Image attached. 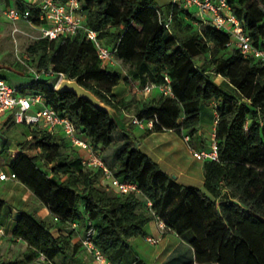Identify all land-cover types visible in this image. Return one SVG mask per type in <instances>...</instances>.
I'll use <instances>...</instances> for the list:
<instances>
[{
    "label": "trees",
    "instance_id": "16d2710c",
    "mask_svg": "<svg viewBox=\"0 0 264 264\" xmlns=\"http://www.w3.org/2000/svg\"><path fill=\"white\" fill-rule=\"evenodd\" d=\"M80 2L83 25L99 32L115 56L132 68L134 78L102 61L84 29L55 40L38 38L28 51L39 69L52 67L59 78L64 74L77 80L109 105L113 114L71 91L58 90V81L54 85L48 77L34 78L19 88L23 93L42 94L49 106L67 116L101 150L105 164L117 177L136 183L139 190L120 192L102 178L100 169L83 163L76 145L48 129L32 131L19 145L11 164L17 178L35 191L63 225L93 226L95 243L115 264H149L131 241L157 216L190 244L195 256L175 257L164 264H264L262 62L244 56L231 43L230 34L208 19L173 2ZM229 3L254 44L264 47V0ZM10 4L12 0H5V6ZM15 4L22 7L19 0ZM215 49L229 52L211 57ZM215 75L225 77L232 90L217 83ZM165 76L171 79L173 95L123 99L114 93L122 80L134 91L132 81H141L143 87L149 82L161 84ZM206 100L217 101L219 160L204 161V186L198 188L178 182L144 152L124 115L131 120L133 116L153 120L146 132H187L194 141ZM117 131L122 134L121 144L115 141ZM112 147L116 151L110 164L106 151ZM35 148L42 152L32 157L26 154ZM39 159L52 167H40ZM5 205L0 199V223ZM52 228V222L38 218L32 209L21 211L14 234L27 241L32 253L4 264H88L79 257L85 250L82 243L80 248L67 235L55 237Z\"/></svg>",
    "mask_w": 264,
    "mask_h": 264
},
{
    "label": "built area",
    "instance_id": "2783aa9c",
    "mask_svg": "<svg viewBox=\"0 0 264 264\" xmlns=\"http://www.w3.org/2000/svg\"><path fill=\"white\" fill-rule=\"evenodd\" d=\"M2 6L5 16L13 21H24L30 27L39 31L38 38H48L55 40L60 37H68L76 34L80 29H84L86 39L91 41L98 53L99 58L105 62H112L115 57V50L110 47L99 32L83 25V14L80 0H19L22 7L15 4ZM182 8H198V14L203 19H208L212 25L231 36V43L235 44L246 57H254L264 65V47L254 44L251 34L245 29L244 23L235 12L229 0H172ZM34 17V18H32ZM168 26V23L166 24ZM19 29L15 28L14 33ZM54 76L52 67L35 71V78L42 75ZM64 76V74H61ZM60 79H62L60 77ZM154 88L160 89L165 95H173L171 79L165 76V81L161 84L147 83L145 86L136 88L135 92L139 99H144L150 95ZM11 112L18 123L44 124L46 128L55 133L61 130L65 137L78 148L86 150V155L82 156L83 163L89 167L100 169L102 178L108 181L120 192L138 191L136 183L126 181L117 177L110 167H108L101 155L100 149H95L93 145L81 135L75 123L67 116H61L56 109L49 106L42 94L23 93L18 86L12 85L5 78L0 77V112ZM218 116H216L217 121ZM132 122L140 128L153 126V120H140L136 116L132 117ZM186 141H190V135L184 136ZM218 141L214 137L208 148H196L191 146L190 151L195 159L205 161L207 159L219 160ZM17 178L14 171L10 174L0 173V179ZM152 205V202H148ZM156 221L161 230H165L166 223L163 218L157 216ZM2 233V229H0ZM95 228L88 226L82 237V246L91 255L96 264H115L104 251L95 243ZM147 240L157 244L160 239L148 236ZM44 260L45 258L42 257Z\"/></svg>",
    "mask_w": 264,
    "mask_h": 264
},
{
    "label": "crops",
    "instance_id": "0c3cea01",
    "mask_svg": "<svg viewBox=\"0 0 264 264\" xmlns=\"http://www.w3.org/2000/svg\"><path fill=\"white\" fill-rule=\"evenodd\" d=\"M157 1L162 5L172 2V0ZM0 3L5 6V0H0ZM191 9H194L195 15L203 19V17L198 14L197 7H192ZM219 76L228 82L225 77L222 75ZM118 86L114 88V93L117 92L116 88ZM161 93L160 89L154 88L149 97L152 95L151 98H158ZM119 96L120 95H118V97ZM216 104V100H206L202 102L201 125L198 129L197 138L194 141L190 140L188 142L185 140L184 136L188 133L180 135L174 130L146 132L147 128L151 126H147L145 129L140 128L138 125L132 123V120L127 122V124L134 125L132 132L138 138L139 146L152 157L162 169L174 176L178 182L186 186L203 188L205 181L203 170L204 161L195 159L190 151V147L193 146L199 149L209 147L216 132ZM213 113L215 114L213 116V118H215L214 123L207 133L206 119L208 120V117L213 115ZM129 118L131 119V116H129ZM40 129L47 128L44 124L18 123L15 121L11 112H0V173L6 172L10 174L13 171L11 164L16 151H18L19 145L31 137L32 131ZM55 134L59 137H65L61 130H57ZM192 142H195V145H193ZM78 150L81 156L86 155V150L82 148H78ZM41 152L40 148H35L28 150L26 154L32 157ZM188 154L192 157L191 160H188ZM37 163L44 169H50L53 165L52 163H47L44 159H39ZM196 166H199V169L196 168ZM51 177H54V174H51ZM65 178L66 176L63 177V179ZM0 199H3L6 203L0 223V229H2V233L0 232V243L10 239V244H12L13 241L25 244L21 245L20 249H16L15 252H11L9 254L10 257H4V253L1 252L0 264L7 263L16 258H23V251H26L27 248H31L27 241L14 234V227L17 219L21 211L25 209H32V213L38 218L52 222L53 236L58 237L61 234L67 235L74 243H77L80 245V248H82L81 241L86 229L85 224L74 222L63 225L60 223L56 215L38 199L35 191L19 178L0 179ZM148 236L157 237L160 241L157 244H153L147 240ZM131 242L134 249L147 260V262L150 261L153 264H164L175 257L185 255L188 256V258H195L194 251L190 244L172 229L166 228L165 230H161L156 219L148 222L144 228V232L134 237ZM5 244L8 245L9 243L5 242ZM79 257L80 259L92 258L86 250H82ZM91 263L94 264L95 262L92 261Z\"/></svg>",
    "mask_w": 264,
    "mask_h": 264
},
{
    "label": "rangeland",
    "instance_id": "374dc122",
    "mask_svg": "<svg viewBox=\"0 0 264 264\" xmlns=\"http://www.w3.org/2000/svg\"><path fill=\"white\" fill-rule=\"evenodd\" d=\"M13 2V0H12ZM3 4L0 3V77L6 78L8 82L12 85L18 86V87H24L28 85L34 78H35V71L39 70L37 67V64L33 60V56L28 51V47L30 44L34 43L38 39V36L40 35L39 31L36 29L30 27L27 23L24 21H17L13 22L9 20L2 9ZM194 10V9H193ZM18 28L19 31L14 33V29ZM232 48V46H231ZM228 51L225 52H218L213 50L211 52V57L224 55V53H228ZM204 60V57L199 58V62L201 63ZM21 65V66H20ZM109 66H111L115 71L121 72L124 76L133 77V70L132 68L124 63L123 61L119 60L116 56L114 57V60L112 62H109ZM42 78H49L52 84H56L57 81H59V76H49V75H42ZM61 78H64V76H60ZM215 80L217 83H219L223 88L231 91L232 86L226 81L221 78L219 75H215ZM150 79H148L149 81ZM134 88H140L142 86L141 81L135 80L131 83ZM57 87V85H56ZM119 96V98H133L136 96L137 93L135 90L130 89V84L126 81L122 80L119 84V86L116 88ZM152 95L149 97L151 98ZM213 115H210L208 117L207 121V133L208 130L212 128V125L214 123ZM127 122H130L131 119L129 116L124 115ZM129 128L132 130L134 128L133 124L128 125ZM187 133V132H185ZM115 141L117 144H121V138L122 134L117 131L115 134ZM209 140V139H208ZM193 145H195V142H192ZM115 151L116 148H109L106 151V157L108 158V162L111 164V161H113L115 157ZM188 160H191V156L187 155ZM196 168L199 169V166H196ZM142 238V237H141ZM5 242H8L9 244L6 245ZM10 239L4 240L2 243H0V253H4V257H10L11 252H15L16 249H20L21 245H25L24 243H19L17 241H13L12 244H10ZM24 252V256L27 254L32 253L31 248H27ZM13 255V254H12ZM9 261V260H6ZM85 261L88 264H92L93 261L92 258H85ZM149 264H153L152 262L148 261ZM44 264V262H42Z\"/></svg>",
    "mask_w": 264,
    "mask_h": 264
},
{
    "label": "water",
    "instance_id": "95a60500",
    "mask_svg": "<svg viewBox=\"0 0 264 264\" xmlns=\"http://www.w3.org/2000/svg\"><path fill=\"white\" fill-rule=\"evenodd\" d=\"M56 88L60 91H71L79 97L90 101L96 107L109 112L111 115L113 114V109L109 105L103 102L95 93L81 85L75 79L59 78Z\"/></svg>",
    "mask_w": 264,
    "mask_h": 264
}]
</instances>
